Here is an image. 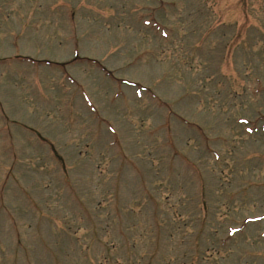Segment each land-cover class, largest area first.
<instances>
[{"label":"rangeland","instance_id":"374dc122","mask_svg":"<svg viewBox=\"0 0 264 264\" xmlns=\"http://www.w3.org/2000/svg\"><path fill=\"white\" fill-rule=\"evenodd\" d=\"M0 264H264V0H0Z\"/></svg>","mask_w":264,"mask_h":264}]
</instances>
